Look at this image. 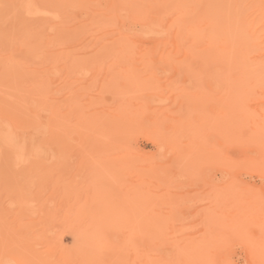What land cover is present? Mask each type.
<instances>
[{
	"label": "rangeland",
	"instance_id": "rangeland-1",
	"mask_svg": "<svg viewBox=\"0 0 264 264\" xmlns=\"http://www.w3.org/2000/svg\"><path fill=\"white\" fill-rule=\"evenodd\" d=\"M262 116L264 0H0V264H254Z\"/></svg>",
	"mask_w": 264,
	"mask_h": 264
},
{
	"label": "bare ground",
	"instance_id": "bare-ground-1",
	"mask_svg": "<svg viewBox=\"0 0 264 264\" xmlns=\"http://www.w3.org/2000/svg\"><path fill=\"white\" fill-rule=\"evenodd\" d=\"M24 2V1H23ZM24 5L26 6V8L27 9H25L24 8ZM35 6H34V3H31V2H27L26 4H23V6H22V8H24L25 9V11H29V10H32V11H29V13H32L33 12V9H35V11L37 10V11H39V12H37V13H40L41 11L39 10V9H37V8H34ZM38 7V6H37ZM32 8V9H31ZM23 9V10H24ZM43 11V10H42ZM44 12H45V10H44ZM36 12H34V14H37ZM53 14V13H52ZM39 15V14H38ZM162 15V14H161ZM202 15V14H201ZM40 17H41V15H39ZM156 16H159V15H156ZM176 16V15H175ZM61 17H62V15H61ZM160 17V16H159ZM158 17V18H159ZM165 17V16H164ZM204 17V16H203ZM49 18V17H48ZM63 18V17H62ZM157 18V20H159ZM166 18V17H165ZM205 18H207V16L205 17ZM207 19H209V18H207ZM50 20V19H49ZM149 20V19H148ZM152 20V19H151ZM150 20V21H151ZM153 20H155V18H153ZM152 20V21H153ZM160 20H162L163 21V19H160ZM61 21V20H60ZM161 21V22H162ZM195 21H197V20H195ZM157 22V21H156ZM175 22V21H174ZM61 23V22H60ZM149 26H150V24L152 23H149V22H146ZM153 23H154V21H153ZM163 23V22H162ZM208 23V22H207ZM147 24H145L146 25V27H147ZM153 25V27H154V25H155V23L154 24H152ZM157 25V24H156ZM158 25H159V27L162 29V27L160 26V23H158ZM148 26V27H149ZM173 26V25H172ZM152 27V28H153ZM167 27V26H166ZM170 27L171 26H169V28L168 29H170ZM179 27V26H178ZM194 27V26H193ZM151 28V29H152ZM180 29V28H179ZM58 30V29H57ZM148 30H149V28H148ZM154 30V29H153ZM152 30V31H153ZM181 30V29H180ZM155 31V30H154ZM163 31V30H162ZM165 31V30H164ZM183 31V30H182ZM187 31V30H186ZM190 31V30H189ZM189 31H188V33H189ZM192 31V30H191ZM157 32H158V30H157ZM169 32V31H168ZM167 32V29H166V33H165V35L168 33ZM178 32H180V31H178ZM156 33V32H155ZM183 33V32H182ZM187 33V32H186ZM164 34V33H163ZM163 34L161 35V36H163ZM154 35V34H153ZM164 35V36H165ZM177 35V34H176ZM154 36H158V35H154ZM160 36V35H159ZM169 36V35H168ZM182 36V35H181ZM172 37V36H171ZM187 37H188V35H187ZM169 39V38H168ZM168 39L166 38V40L168 41ZM176 39V38H175ZM162 40V39H161ZM165 41V40H164ZM167 41H166V43H167ZM180 41V40H179ZM169 42V41H168ZM164 43V42H163ZM165 43V44H166ZM182 43V42H181ZM185 43V42H184ZM122 44V43H121ZM157 44H159V45H161L160 44V42H157ZM173 44V43H172ZM180 44V43H179ZM164 44H162V46H163ZM177 45V44H176ZM176 45H175V48H176ZM185 45V44H184ZM188 45V44H187ZM119 46V45H118ZM179 46V45H178ZM150 47V46H149ZM159 47V46H158ZM121 48V47H120ZM122 48H123V46H122ZM106 49V48H105ZM124 49V48H123ZM174 49V48H173ZM171 50V49H170ZM176 50V49H175ZM169 51V50H168ZM123 52H124V50H123ZM162 52V51H161ZM160 52V53H161ZM174 53H175V51H174ZM162 54V53H161ZM170 55V54H169ZM174 55V54H173ZM53 56V55H52ZM103 56V55H102ZM123 56V55H122ZM164 57V56H163ZM53 61H55V60H53ZM52 61V62H53ZM238 79V78H237ZM237 79H235V80H237ZM224 82V81H223ZM219 83H221V82H219ZM223 85V84H222ZM223 88H224V86H223ZM220 89V88H219ZM228 89H229V87H228ZM221 90V89H220ZM230 90V89H229ZM228 90V91H229ZM224 94H226V93H224ZM220 95H221V93H220ZM220 99V98H219ZM222 99V98H221ZM226 100H227V97L225 98ZM221 101V100H220ZM228 101V100H227ZM225 104V103H224ZM229 104V103H228ZM230 105V104H229ZM220 106V105H219ZM225 106V105H224ZM223 105H222V107L221 108H223L224 107ZM34 107H35V109L34 110H37L38 109V107L36 106V105H34ZM225 108H227V107H225ZM224 108V109H225ZM216 113H217V111H216ZM226 113V112H225ZM243 113V112H242ZM218 114V113H217ZM245 114V113H244ZM243 114V115H244ZM226 115H227V113H226ZM228 115H229V113H228ZM227 115V116H228ZM218 116H220V115H218ZM246 116V115H245ZM245 116H243V117H241L242 119H243V121H244V117ZM263 117V116H262ZM219 118H223V117H219ZM245 118H249V116H246ZM263 119H264V117H263ZM236 121V120H235ZM235 121H234V123H233V121H232V124H234L235 125ZM258 120H256V122L255 123H261V121L259 120L258 122H257ZM242 121L239 119L238 120V123L236 124V125H241L242 123H241ZM4 123V122H3ZM2 123V121L0 120V140L4 143V145H5V148H6V152H7V154L8 155H10V157H11V160H12V162L11 163H13L15 166H19V167H28V164L30 163V162H28L29 160H30V157H32L33 155H35V154H37V153H39V149H37V148H35L34 150H31V149H27L26 148V143H25V141H22L21 143H19L20 141H18V139H16L14 136H13V134H12V128L14 127L12 124H10V123H4L3 124ZM254 123V124H255ZM258 123V124H259ZM231 124V125H232ZM252 124H253V121H252ZM262 124H264V123H262ZM231 125L229 126V127H231ZM234 125H232V126H234ZM236 125L234 126V127H232V131L235 133V131H238L239 130V127L237 128L236 127ZM260 125V124H259ZM241 126H243V125H241ZM255 126H257V125H255ZM20 127V126H19ZM18 126H17V128H19ZM21 127H23V126H21ZM25 127H28L27 125H25L24 126V128ZM53 127V126H52ZM263 127H264V125H263ZM17 128H14L15 130H17ZM234 128H236V129H234ZM242 128V127H241ZM255 128V127H254ZM262 128V127H261ZM234 129V130H233ZM256 129V128H255ZM21 130H24V129H22L21 128ZM27 130V129H26ZM243 130H244V128H243ZM243 130H242V134H244L245 135V133L243 132ZM257 130H259V128L257 127ZM231 131V130H230ZM230 131H227L228 133H230ZM232 131H231V133H232ZM240 131V130H239ZM245 131V130H244ZM252 131L253 132H255V133H257L256 132V130H253L252 129ZM261 132H262V134H264V130H263V128H262V130H261ZM46 133V132H45ZM224 133H226V132H224ZM234 133H232V134H234ZM239 133V132H238ZM249 133H250V131H249ZM260 133V132H259ZM232 134H230V135H232ZM240 134V133H239ZM262 134H260V135H262ZM46 135V134H45ZM223 135H225V134H223ZM226 135H227V133H226ZM225 135V136H226ZM229 135V134H228ZM243 135V136H244ZM255 134H253V136H254ZM260 135H258L257 137H255V138H258ZM234 136V139H235V136L237 137L238 135L236 134H234L233 135ZM240 136V135H239ZM243 136L242 137H240V138H242L243 139ZM246 136H249L248 134L246 135ZM251 136V135H250ZM44 137V136H43ZM42 137V138H43ZM230 137V136H229ZM263 137L264 136H262L261 138L263 139ZM42 138H40V140L42 141V143H43V141L45 140V137L43 138V140H42ZM231 138V137H230ZM251 138V137H250ZM260 137L258 138L259 140L261 139ZM47 139H49L50 140V138H46V140ZM225 139V138H224ZM228 139V138H227ZM232 139V138H231ZM244 139L245 140H247L246 139V137L244 136ZM258 139L256 140V141H253L254 139H253V137H252V143L255 145V144H257L258 146H259V144L258 143H260V142H262V141H258ZM45 140V141H46ZM248 140H250L249 139V137H248ZM40 141V142H41ZM44 141V142H45ZM241 142H242V140H240ZM49 142V141H48ZM51 142V141H50ZM256 142V143H255ZM243 143H244V141H243ZM252 143H249V144H252ZM48 144V143H47ZM47 144H46V146H47ZM262 144V143H261ZM40 145V144H39ZM42 145V144H41ZM239 145H242V144H239ZM247 145H248V143H247ZM263 145H264V141H263ZM263 145H261V146H259L260 148H262V152H260V153H262L263 154V151H264V147H263ZM39 147V146H38ZM48 147V146H47ZM239 148H240V146H239ZM243 148V147H242ZM245 151V150H244ZM239 152H241V150L239 151ZM241 154V153H240ZM225 155V154H224ZM245 156V155H244ZM246 156H248V155H246ZM246 156H245V158H246ZM259 156V155H258ZM254 157V156H253ZM245 158H243V159H245ZM248 158V157H247ZM258 158H260V157H258ZM257 158V161L259 160ZM7 159V158H6ZM250 159V158H249ZM248 159V160H249ZM252 159V158H251ZM10 160V159H9ZM234 160V159H233ZM247 160V161H248ZM25 161V162H24ZM254 161H255V159H254ZM257 161H256V164H257ZM261 161V160H260ZM262 161H264V159L262 160ZM227 162H229V161H227ZM231 162H232V160H231ZM234 162V161H233ZM250 162V161H249ZM36 163V162H35ZM38 163V162H37ZM246 163V162H245ZM244 163V164H245ZM260 163V162H259ZM258 163V164H259ZM31 164V163H30ZM226 164H228V167H229V164L230 163H226ZM236 163H234V165H235ZM251 165H253L252 163H250ZM261 164V163H260ZM255 165V164H254ZM31 166H33V164L31 165ZM233 166V165H232ZM256 166H258V165H256ZM259 166H261V165H259ZM263 166H264V164H263ZM26 167V168H27ZM36 167V166H35ZM225 167H227L226 165H223V168H225ZM237 168V167H236ZM236 168H232V169H234V170H236ZM260 168V167H259ZM258 168V169H259ZM37 169V168H36ZM40 169V168H39ZM21 170V169H20ZM24 170V169H23ZM35 170V169H34ZM231 169H230V167H229V171H230ZM233 170V171H234ZM261 170V169H260ZM232 171V170H231ZM261 172V171H260ZM261 173H263V172H261ZM19 174V173H18ZM231 174V173H230ZM231 176H232V174H231ZM230 176V178H232ZM229 178V179H230ZM225 181V180H224ZM226 182V181H225ZM239 181H237L236 179H234V178H232V179H230L229 180V182L226 184V186H228L229 187V189H227V187L224 189V190H226L227 192L228 191H231L234 195H235V193H237V194H244V195H246L247 196V198H242V199H244V201H242V202H244L243 204H242V206L239 204V203H237V202H239V201H237V199L236 200H234L235 198H237L236 197V195L235 196H233V194H230L229 196H233L234 197V201L232 202L231 200V203H234L235 205H236V203L240 206V208H238L239 210V215H246V213L248 214V215H250V213H254V214H257L258 216L257 217H260L259 219H258V221H256L254 224H253V222L255 221V220H251V221H249L250 223H251V225L250 226H248L247 224V227L248 228H246L247 230L249 229V227H253L252 225H255L254 226V230H256V228L258 229V231L256 232L257 234L255 235V237L254 238H252L253 240L255 239V241H254V249L252 248V250H250V257L253 259V261H254V264H264V209H261L262 207V205L260 206V204H259V200H258V194H256V192L258 191L257 189V191L256 192H254V191H250L251 189L249 188V187H243L242 185H243V183L240 185V183H238ZM246 183V182H245ZM244 183V184H245ZM218 187V186H217ZM218 188H220L219 189V193H220V191H221V187L219 186ZM223 190V189H222ZM225 191V192H226ZM223 192V195H222V197L224 198V197H226V196H224V195H227V194H224V191H222ZM231 192H228V194L229 193H231ZM260 194V193H259ZM221 196V195H220ZM220 196H218L219 197V199H220ZM240 196V195H239ZM258 196V197H257ZM228 197V196H227ZM232 198V197H231ZM240 198H241V196H240ZM219 199H218V201H219ZM229 199V198H228ZM263 198L261 197V200H262ZM223 200H226L227 201V198L225 199H223ZM237 201V202H236ZM220 202H222L221 201V199H220ZM219 202V203H220ZM223 202H225V201H223ZM236 202V203H235ZM228 204V203H227ZM263 205H264V203H263ZM239 206H237L236 205V209H237V207H239ZM224 207V206H223ZM241 207H243L244 209H245V211H246V213L244 214L243 212L241 213ZM29 210V209H28ZM41 210V209H40ZM234 211V210H233ZM236 211V210H235ZM223 215V214H222ZM228 215H230V214H228ZM238 215V216H239ZM232 216H236V215H232ZM252 216H254V215H252ZM245 217H247V216H245ZM219 218V217H218ZM227 218V217H226ZM242 218V217H241ZM253 218H256L255 216L253 217ZM256 219V220H257ZM226 220V219H225ZM233 220V219H232ZM241 220V223H244L246 220H244V218L243 219H240ZM240 220H238V222H240ZM244 221V222H243ZM247 221H248V219H247ZM247 221L245 222V223H247ZM229 222H230V220H229ZM233 222H235V224H236V219H235V221H233ZM207 223V222H206ZM240 223V224H241ZM212 224V223H211ZM209 225V224H208ZM234 225V224H233ZM243 225L244 224H241L240 226H242L241 228H243ZM206 226V225H205ZM212 226V225H211ZM236 226V225H235ZM211 229V228H210ZM239 229H240V227H239ZM206 230V229H205ZM207 231V230H206ZM230 232V231H229ZM213 233V232H212ZM39 234H40V232H39ZM28 235V234H27ZM38 235V234H37ZM204 235H206V234H204ZM203 235V236H204ZM230 235V234H229ZM246 235H248V233L246 234ZM250 235V234H249ZM36 236V235H35ZM35 236H33V237H31V238H33L32 240H34V239H37V237L38 238H40V240H42L41 239V236L39 237V236H36V238H34ZM254 236V235H253ZM26 238H28L29 240H30V242L32 241L31 240V238L30 237H28V236H26ZM246 238H248L249 239V237H246ZM179 239V238H178ZM203 239H204V237H203ZM245 239V238H244ZM27 240V239H26ZM180 240V239H179ZM190 240V239H189ZM36 241V240H35ZM201 241H202V239H201ZM222 241V240H221ZM225 241L226 240H224V243H225ZM241 241H243L242 240V238H241ZM246 241V240H245ZM249 241V240H248ZM187 242H189V241H187ZM200 242V241H199ZM198 242V243H199ZM227 242V241H226ZM250 242V241H249ZM194 243V242H193ZM203 243V242H202ZM228 243V242H227ZM233 243V242H232ZM192 243H190V245H191ZM220 244V243H219ZM222 244V243H221ZM229 244V243H228ZM199 245H201V244H199ZM223 245V244H222ZM221 245V246H222ZM247 245H248V243H247ZM202 246V245H201ZM203 247H205L204 246V243H203ZM225 247V246H224ZM194 248H196V247H194ZM193 247H192V249H194ZM202 248V247H201ZM200 248V249H201ZM208 248H210V247H208ZM220 248V247H219ZM178 249V248H177ZM180 249V248H179ZM199 249V248H198ZM182 250V249H181ZM198 251V250H197ZM177 252V251H176ZM185 252V251H184ZM200 252V251H199ZM225 252V251H224ZM181 253V252H180ZM208 253V252H207ZM186 254V253H185ZM210 254V253H209ZM205 255V254H204ZM215 255V254H214ZM248 255H249V253H248ZM189 256V255H188ZM197 255H195V257H196ZM198 257V256H197ZM249 257V256H248ZM194 258V257H193ZM184 259V258H183ZM182 259V260H183ZM250 259V258H249ZM251 260V259H250ZM249 260V261H250ZM33 261V260H32ZM27 262V261H26ZM176 262H177V260H176ZM210 262V261H209ZM51 263V262H50ZM187 263V262H186ZM196 263V262H195ZM211 263V262H210ZM250 263H251V261H250ZM32 264V263H31ZM152 264V263H151ZM227 264V263H226Z\"/></svg>",
	"mask_w": 264,
	"mask_h": 264
}]
</instances>
